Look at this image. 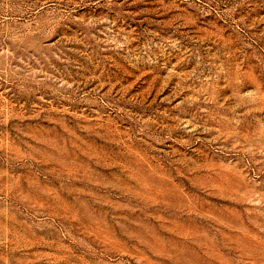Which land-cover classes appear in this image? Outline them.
Here are the masks:
<instances>
[{"label": "rangeland", "instance_id": "rangeland-1", "mask_svg": "<svg viewBox=\"0 0 264 264\" xmlns=\"http://www.w3.org/2000/svg\"><path fill=\"white\" fill-rule=\"evenodd\" d=\"M0 264H264V0H0Z\"/></svg>", "mask_w": 264, "mask_h": 264}]
</instances>
